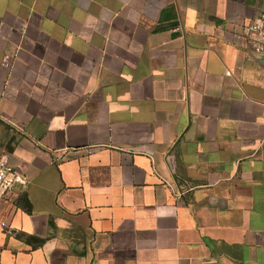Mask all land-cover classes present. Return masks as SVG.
<instances>
[{"label":"crops","instance_id":"crops-1","mask_svg":"<svg viewBox=\"0 0 264 264\" xmlns=\"http://www.w3.org/2000/svg\"><path fill=\"white\" fill-rule=\"evenodd\" d=\"M264 0H0V264H264ZM30 207V210H27Z\"/></svg>","mask_w":264,"mask_h":264},{"label":"built area","instance_id":"built-area-1","mask_svg":"<svg viewBox=\"0 0 264 264\" xmlns=\"http://www.w3.org/2000/svg\"><path fill=\"white\" fill-rule=\"evenodd\" d=\"M245 36L248 48L256 54L264 57V17L258 16L251 20L245 27ZM25 175L8 161L0 159V211L3 204L13 198V190L16 185H27ZM3 231L10 232L7 221H0Z\"/></svg>","mask_w":264,"mask_h":264},{"label":"trees","instance_id":"trees-1","mask_svg":"<svg viewBox=\"0 0 264 264\" xmlns=\"http://www.w3.org/2000/svg\"><path fill=\"white\" fill-rule=\"evenodd\" d=\"M27 210H30V207H27Z\"/></svg>","mask_w":264,"mask_h":264}]
</instances>
